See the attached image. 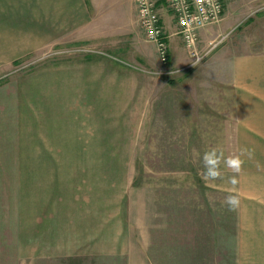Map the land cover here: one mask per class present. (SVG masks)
Segmentation results:
<instances>
[{
  "label": "rangeland",
  "instance_id": "obj_1",
  "mask_svg": "<svg viewBox=\"0 0 264 264\" xmlns=\"http://www.w3.org/2000/svg\"><path fill=\"white\" fill-rule=\"evenodd\" d=\"M225 4L227 23L212 24L205 33L202 30L199 46L208 38L223 37L208 55L227 51L230 42L238 45V40L262 49L264 0H225ZM137 23L140 26L138 18ZM223 24L230 28L219 35ZM141 29V44L147 46L149 56L142 53L138 59L103 61L118 69L124 65L123 71L133 74L131 78L155 85L157 91L142 108L140 128L135 134L123 133L134 136L133 141L118 133L120 138L106 141L105 148L94 142L98 149H87L104 155L71 154L85 152L81 144L86 141L64 145L62 137L67 134L53 123L55 113L60 112L55 107L59 97L55 99L54 92L44 87L45 81L53 87L55 78L41 76L55 62H68L84 50L103 51L104 47L76 44L68 47L65 58H54L59 55L56 49L46 59L31 54L0 69V264H261L260 250L251 241L247 244L245 186L248 172L257 190L258 181L253 179L261 173L262 141H249L244 132L238 133L244 125L229 107L233 85L229 75L223 74L228 56L223 53L206 62V55L176 76L156 73L166 67ZM174 40L192 59L180 37ZM220 58L224 63L213 65ZM134 111L132 107L131 114ZM132 120L137 121L135 116ZM180 126L184 132L179 134ZM107 163L118 164L112 170L118 177L111 181L115 187L101 184L99 172L93 171V164ZM78 176L87 182L74 186L90 187L95 192L93 203L104 207L100 209L103 214L114 210L113 205L123 213L122 224L110 219V224L119 223L115 235L119 239L113 242V236H107L112 245L106 252L77 251V255L57 257L38 250L39 226L45 228L55 199L69 201L71 194L64 185ZM230 196L236 201L232 206ZM251 206L252 221L256 212ZM56 214L67 218L61 211ZM101 239L96 236L97 241Z\"/></svg>",
  "mask_w": 264,
  "mask_h": 264
},
{
  "label": "crops",
  "instance_id": "obj_2",
  "mask_svg": "<svg viewBox=\"0 0 264 264\" xmlns=\"http://www.w3.org/2000/svg\"><path fill=\"white\" fill-rule=\"evenodd\" d=\"M261 11L264 18V6ZM225 14L226 12L220 23H227ZM137 18L135 0H0V69L31 54H37L33 55L38 56L37 59H46L45 55L56 49H60L55 52L59 55L54 58H65L69 52L68 47L76 44L104 47L103 51L84 50V53H77L75 59L55 62L52 67L44 69L41 73V76L53 75L55 78L53 87L46 81L47 85L44 87L48 86V90L54 92L55 99L59 97L60 103L55 104V107L60 108V112L58 115L55 113L53 123H56L58 128L61 125V132L67 134L62 137L64 145L66 141H86L81 144L86 151H75L71 153L73 155H104V152L87 149H98L94 147V142H99L97 145L100 149L105 148L108 144L106 141L120 138L118 133L123 135L121 138H130L133 141L134 136L126 137L124 131H133L135 134L142 125V108L149 105L148 101L157 91V87L152 84L145 85L137 77L131 78L133 74L123 71L124 65L118 69L103 61L115 62L113 57L121 60L133 57L138 59L142 53L148 55L147 46L141 44ZM252 21L251 23L258 22ZM224 25L219 26L217 34L222 35L230 28ZM213 39L208 38L201 47L206 48ZM231 43L232 41L227 51L217 50L208 55L206 62L221 57L223 53L228 56L227 63L221 62L220 58L213 65L224 63L223 74L229 75L233 85L231 93L228 94L232 101L229 107L233 108L234 116L244 125L239 127L238 133L244 132L242 134H245L249 141H262L261 173L258 172L253 179L258 181L257 190L250 184L251 175L247 172L245 200L249 206L247 244L249 247L251 241L252 245H256L260 250L261 264H264V47H253L249 41L238 40L239 47L232 46ZM180 48V42L172 38L166 68L178 70L176 75L192 67L189 55L183 53ZM186 60L189 62L185 63ZM205 65L207 64H203ZM64 91L70 93H55ZM132 107L135 108L133 114ZM133 116L137 121L132 120ZM183 122L185 123V120ZM176 131L183 133L184 126H180ZM87 141H90L89 145ZM79 143L77 142V145ZM77 145L72 148L76 149ZM116 165L118 164H93V171L99 172L97 181L104 186L115 187L111 181L118 178L112 172ZM85 178L78 176L64 185L68 186L65 191L71 194V198L69 201L62 197L59 201L55 199L53 214L48 215L49 218L44 223L45 228H38V250L45 249L57 257L73 256L77 251L106 252L112 245L108 240L109 235L115 239L113 242L119 239L115 235L119 223L124 221L120 218L123 213L119 208L115 211L116 206L113 205L114 210L108 215L103 214L100 209L104 207L93 203L95 192L90 187L74 186L78 181L87 182ZM99 198H102V195ZM117 198L119 199L118 194ZM250 205L256 212L252 221ZM57 211L67 214V218L58 217ZM112 217L119 223L110 224ZM94 229L98 231L95 233ZM109 231H112V234ZM97 235L102 238L101 241L96 240Z\"/></svg>",
  "mask_w": 264,
  "mask_h": 264
},
{
  "label": "built area",
  "instance_id": "obj_3",
  "mask_svg": "<svg viewBox=\"0 0 264 264\" xmlns=\"http://www.w3.org/2000/svg\"><path fill=\"white\" fill-rule=\"evenodd\" d=\"M135 1L138 21L144 36L154 44L160 63L165 67L169 62L170 43L174 37H180L183 45L190 51L191 65L202 60L223 40V37H220L211 40L206 48L199 46L201 31L223 19L225 0ZM177 71L166 68L156 73L173 75Z\"/></svg>",
  "mask_w": 264,
  "mask_h": 264
},
{
  "label": "clouds",
  "instance_id": "obj_4",
  "mask_svg": "<svg viewBox=\"0 0 264 264\" xmlns=\"http://www.w3.org/2000/svg\"><path fill=\"white\" fill-rule=\"evenodd\" d=\"M207 156H208V154L206 153V154H205V159H206V161H207ZM230 163H232V164H238V163H239V160H231ZM210 174H215V173H211V170H210ZM235 202H236V201H235V197L230 196V197L228 198V203H229L230 206L234 205Z\"/></svg>",
  "mask_w": 264,
  "mask_h": 264
}]
</instances>
